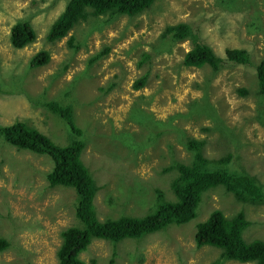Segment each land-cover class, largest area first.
<instances>
[{
  "label": "rangeland",
  "instance_id": "obj_1",
  "mask_svg": "<svg viewBox=\"0 0 264 264\" xmlns=\"http://www.w3.org/2000/svg\"><path fill=\"white\" fill-rule=\"evenodd\" d=\"M64 2L0 0V123L24 120L63 144L66 124L42 102L70 104L76 124L86 133L82 159L99 186L94 204L100 220L121 212L145 213L152 206L156 184L170 196V173L161 174L160 168L173 158L189 157L181 142L186 134L207 138V156L227 150L240 153L234 167L256 176L264 189V112L257 117L264 97L255 85L252 68L245 72L237 65L222 68L209 85L211 101L225 122L239 132L238 144L229 143L221 150L216 134L201 129L210 123L205 117H177L175 126L154 140L149 129L152 115L165 120L175 112H186L187 104L203 93L205 69L182 64L190 48L188 40L155 49L164 41L160 35L165 26L189 22L218 54L237 45L248 50L252 62L259 61L264 59V0H155L135 16L89 18L93 28L82 22L66 36L49 42L47 28ZM19 18L30 21L36 37L14 48L9 29ZM71 35L79 42L76 50L67 44ZM103 46H108L107 53L87 65L91 54ZM39 50L48 51L49 60L30 67L31 56ZM143 51L151 56L139 64ZM144 73L145 84L133 88ZM111 82L115 84L107 89ZM239 87L247 88L249 94L239 95ZM143 114L151 120L142 118ZM179 125L185 133L179 132ZM50 162L48 155L17 148L0 138V237L9 242L0 251V264H56L61 229L79 224L73 188L49 186L45 180ZM201 195L191 221L170 224L140 239L113 243L93 238L80 258L88 264L91 260L95 264H210L220 250L196 247L193 234L195 223L217 208L226 216L242 209L250 222L244 238L264 240V203H244L221 185ZM222 264L255 263L227 260Z\"/></svg>",
  "mask_w": 264,
  "mask_h": 264
},
{
  "label": "trees",
  "instance_id": "obj_2",
  "mask_svg": "<svg viewBox=\"0 0 264 264\" xmlns=\"http://www.w3.org/2000/svg\"><path fill=\"white\" fill-rule=\"evenodd\" d=\"M154 2L155 0H65L63 8L49 24L45 38L49 42L58 40L82 22H88V27L93 28L94 26L87 21L92 17L106 16L111 20L117 16H135ZM88 34L89 30L86 31V35ZM35 37V30L26 18L17 19L9 29V41L14 48L24 47ZM160 37L164 41L161 45H154L156 50L162 46L169 47L173 42L188 40L190 48L184 53L182 64L205 69V78L202 79L203 93L187 104L186 112H175L165 120L155 119L152 115L149 127L152 140L169 131L174 125V119L186 115L192 120H199L200 117L209 119L210 123L202 126L201 129L216 134L221 150L228 147L229 143L238 144L239 132L234 126L225 122L223 114L211 101L209 85L222 68L237 65L243 72L247 68H252L255 85L264 97V59L252 62L248 50L237 45L226 47L222 55L218 54L208 42L200 38L193 25L185 21L166 25ZM74 41L76 39L71 35L67 44L76 50L80 45L78 41ZM108 49V46H103L91 54L87 59V65L105 55ZM142 56L139 64L151 55L143 51ZM48 60V51L39 50L31 56L29 66L36 67ZM146 75L147 73H144L135 80L132 84L133 88L143 86ZM114 84L111 82L107 89ZM199 85L200 83L197 84ZM237 92L242 96L249 94V90L244 87L237 88ZM257 95L259 96L258 93ZM42 104L66 124L64 140L66 138L67 140L63 144L56 143L50 135L24 120H14L8 124L0 123V138L17 148L48 155L52 166L45 171L47 184L69 186L75 191L74 216L79 224L61 229V241L55 251L56 264H88L80 258L79 254L87 248L93 238L115 243L125 238L140 239L146 234L165 229L170 224L187 223L196 215L202 192L217 185L223 186L226 191L231 192L244 203H264V189L259 179L243 169L234 167L240 153L227 150L216 156H207L204 153L207 138H197L186 134L181 142L189 151V157L183 160L173 158L160 168L159 173H170L168 182L170 196H165L164 190L156 184L152 187L154 201L145 213L121 212L116 216H107L100 220L94 204L99 186L91 168L82 159V151L87 139L84 127L76 124L70 104H62L55 100L42 102ZM262 107L264 105L260 101L257 117L264 112ZM144 117L150 119L147 114H143L142 118ZM182 128L178 126L179 132L185 133ZM142 145L143 143L139 144V146ZM126 196L128 197V194ZM110 197L109 193V199ZM110 202L112 203V199ZM249 223L242 209L229 216H226L221 209H213L206 218L196 222L193 234L195 246L209 245L220 250L218 257L210 264H222L227 260L264 264V240L258 237L246 240L243 236ZM8 245V240L0 237V251ZM90 264H95V260H91Z\"/></svg>",
  "mask_w": 264,
  "mask_h": 264
},
{
  "label": "clouds",
  "instance_id": "obj_3",
  "mask_svg": "<svg viewBox=\"0 0 264 264\" xmlns=\"http://www.w3.org/2000/svg\"><path fill=\"white\" fill-rule=\"evenodd\" d=\"M86 138H87V137H86ZM85 146H86V140H85ZM84 148H85V147H84ZM83 150H84V149H83ZM33 153H35V152H33ZM82 153H83V151H82ZM35 154H38V153H35ZM45 155H46V154H45ZM50 166H52V162H50ZM48 169H49V168H48ZM48 169H47V170H48ZM157 185H158V184H157ZM158 186H160V185H158ZM160 187H161V186H160ZM152 193H153V192H152ZM170 194H171V193H170ZM165 196H166V195H165ZM152 199H153V201H154V195H153V198H152ZM197 207H198V206H197ZM197 210H198V208H196V215H197ZM196 215H195V217H196ZM195 217H194V218H195ZM194 218H193V219H194ZM190 221H191V220H190ZM198 221H199V220H198ZM195 225H196V223H195ZM194 232H195V230H194Z\"/></svg>",
  "mask_w": 264,
  "mask_h": 264
}]
</instances>
